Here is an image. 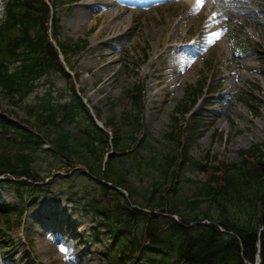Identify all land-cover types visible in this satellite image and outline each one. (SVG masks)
Instances as JSON below:
<instances>
[{"label":"rangeland","instance_id":"1","mask_svg":"<svg viewBox=\"0 0 264 264\" xmlns=\"http://www.w3.org/2000/svg\"><path fill=\"white\" fill-rule=\"evenodd\" d=\"M167 4L139 12L127 0H77L60 6V38L88 40L85 52L72 57L74 72L79 75L77 87L85 102L100 110V119L104 122L110 114L123 109L127 101L123 95L131 87L143 83L144 133L154 136V146L160 150L164 145L160 133L167 129L172 111L183 99L184 88L198 83L200 76L206 74L204 60L214 57V84L231 99L228 105L221 106L219 98L213 95L212 102L206 105L207 122L189 145V153L197 159L209 152L220 161H232L238 150L254 142H264V62L256 52L235 53L232 43L238 38L264 46V25L261 24L264 15L263 20H250L246 17L254 12L246 14L232 8L229 14L219 17L217 11L212 12L215 6L200 12L196 3ZM247 28L251 34L245 31ZM195 31L200 37L192 49L172 50L170 45L189 39ZM161 49L165 51L152 65L145 62L134 67L144 51L154 56ZM233 58H238V63ZM246 81L258 87L254 90L259 105L257 115L251 114L245 103L234 99V92ZM57 85L63 86L64 80L57 78ZM218 108H223L224 112L220 114ZM0 110L11 117L14 115L7 111L9 108L4 103H0ZM18 116L22 115L18 113ZM142 168L145 172L148 170L145 164ZM151 171L157 176V169ZM181 176L192 181L204 178L198 171L187 169ZM129 178L137 186H146L139 175L130 172ZM67 179L72 190L80 194L73 204L85 206L82 197L87 191L95 193V185L79 176ZM7 189L9 187L5 190L0 186V200L17 205L14 194ZM190 191V183L184 182L177 193L185 196ZM73 204L61 196L56 213L50 214L46 205L39 209L28 207L23 224L10 236L17 245L10 256L15 255L18 264H105L99 254L100 246H92L88 253L85 251L87 245L73 238L76 233L87 234L89 227L94 225L91 213L78 211ZM184 210L190 213V209ZM64 219L71 225V231H64Z\"/></svg>","mask_w":264,"mask_h":264},{"label":"trees","instance_id":"2","mask_svg":"<svg viewBox=\"0 0 264 264\" xmlns=\"http://www.w3.org/2000/svg\"><path fill=\"white\" fill-rule=\"evenodd\" d=\"M12 6L22 12L21 21L24 23L25 34L19 42L22 47L21 51H24L23 53L28 58L29 56L33 58L32 61L31 59L22 61L16 68L15 77L7 76L0 81V95L8 98V103L12 101L13 84L20 76H23V80L53 73L67 75L60 66L57 51L47 38L48 5L44 0L18 1L15 5H9L8 8L6 6V12L8 11L6 21L12 15ZM12 27L11 25L7 29ZM57 31V18H54V35ZM59 45L66 53L68 47L62 43ZM6 95L8 97H5ZM68 100L52 105L50 99L47 98L41 104L29 107L26 112L37 124L41 112L49 110L45 116L46 122L40 124L42 130L38 129L44 131L45 137L51 141V154L58 155L74 164H84L91 172L101 174L106 181H111L126 189L134 199L131 202L138 205V207H132L126 204L117 190H109V186L103 183V190H106L105 195L107 193L115 202L113 204L116 209V221L123 227L110 228V232L119 238L117 253L111 264H130V262L151 264L152 261L156 264H171L172 262L173 264H246L245 261H254L258 250L257 243L260 249V264H264V228L259 230L264 225V152L261 151L259 145L243 151V158L238 164L223 170H210L206 165L202 166L186 160L183 152L180 158L175 153L170 156L166 155L162 166L160 165V171L165 175L164 179L177 178L178 171L188 162L208 173L209 177L211 176L199 189H195L191 198L179 199L193 210V214L186 216L177 210L175 204L164 210L166 204L153 203L154 192L152 191L147 196L142 193L141 198H138L136 189L128 182L126 175L128 170L124 169L126 165L121 164L123 159H119L118 156L123 155L126 150L133 155L134 159H137L135 152L141 144V139L137 143L133 137L139 131V125H133V129L124 128L134 123V120L129 117L131 109L127 112L123 111L119 120L116 114L108 120V124L114 127L113 145L119 154L110 155L106 164L102 166L101 162L106 151L102 140L104 133L94 126L76 95ZM61 106L65 108V113L57 120L56 112ZM138 116L137 114L135 119ZM76 122L82 124L71 128ZM0 127L6 130L17 128L5 123L4 119L0 120ZM94 132L97 133L96 136ZM25 138L28 139V137ZM126 138L135 141L129 145ZM13 141H16V138H13ZM13 141L8 138L5 144L0 142L2 144L0 145V168L12 169L7 161L8 157L5 156L9 148L5 146L13 147L15 145ZM26 148L29 147L25 146L24 149ZM29 150L31 152L27 153L24 150L17 156L19 163H23L25 169L36 151L33 148ZM155 158L153 154L151 163H154ZM170 171L172 172L169 174ZM165 183L164 181L162 184ZM171 186L169 185L164 190ZM108 190L113 194L111 195ZM167 196L168 191L160 195V198ZM200 201L209 203L208 208L201 214L196 211ZM142 208H148L151 212L144 211ZM154 209L178 214L180 219L176 221L169 215L157 214L153 212ZM203 219L212 222L205 224L201 222ZM214 222L224 230L222 231Z\"/></svg>","mask_w":264,"mask_h":264},{"label":"snow or ice","instance_id":"3","mask_svg":"<svg viewBox=\"0 0 264 264\" xmlns=\"http://www.w3.org/2000/svg\"><path fill=\"white\" fill-rule=\"evenodd\" d=\"M203 0H198V4H202ZM63 250V249H62Z\"/></svg>","mask_w":264,"mask_h":264},{"label":"bare ground","instance_id":"4","mask_svg":"<svg viewBox=\"0 0 264 264\" xmlns=\"http://www.w3.org/2000/svg\"><path fill=\"white\" fill-rule=\"evenodd\" d=\"M225 11H227V12L229 11V9H228V7H227V6H226V9H225Z\"/></svg>","mask_w":264,"mask_h":264}]
</instances>
